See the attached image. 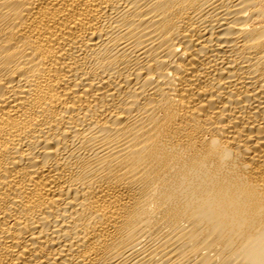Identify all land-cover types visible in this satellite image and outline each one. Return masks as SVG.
<instances>
[{
	"label": "bare ground",
	"instance_id": "obj_1",
	"mask_svg": "<svg viewBox=\"0 0 264 264\" xmlns=\"http://www.w3.org/2000/svg\"><path fill=\"white\" fill-rule=\"evenodd\" d=\"M0 264H264V0H0Z\"/></svg>",
	"mask_w": 264,
	"mask_h": 264
}]
</instances>
